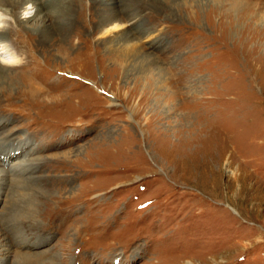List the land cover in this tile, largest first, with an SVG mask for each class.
Returning a JSON list of instances; mask_svg holds the SVG:
<instances>
[{
  "label": "rangeland",
  "instance_id": "obj_1",
  "mask_svg": "<svg viewBox=\"0 0 264 264\" xmlns=\"http://www.w3.org/2000/svg\"><path fill=\"white\" fill-rule=\"evenodd\" d=\"M78 1L17 11L49 28L0 99V264H264V0Z\"/></svg>",
  "mask_w": 264,
  "mask_h": 264
},
{
  "label": "bare ground",
  "instance_id": "obj_2",
  "mask_svg": "<svg viewBox=\"0 0 264 264\" xmlns=\"http://www.w3.org/2000/svg\"><path fill=\"white\" fill-rule=\"evenodd\" d=\"M46 0H0V56H10L12 55L10 52V47H12L11 43H9V39L8 36L9 35H16V41L15 43L18 44H24L23 50H20V53L18 54L21 59H19L18 57H15V60H13L12 62H6L0 59V99H2V102L5 101L4 99L7 100H11L12 99V91L10 92V88H15L17 91H19L21 88L18 85L17 80L19 78H25L29 83H30V87L31 89H29L31 92H37V91H42L41 87H39L38 84V79H40V75H41V71L40 69L37 67L36 64H38L37 62H35L33 55L35 53V46L33 43V38H35V35L38 34L40 31L44 32L46 30V28H49L48 25L44 24V23H37L33 26H25L24 23H26L24 20H21V18L18 15V10L23 8V4L24 3H29L31 2V4L33 5V8L35 9V15L33 17H35L40 11H41V6L43 5V3ZM60 0H51V2H54V5L57 4ZM63 3L65 2V0H62ZM76 1V0H74ZM79 5H82L81 1H78ZM85 2V1H84ZM93 2V1H92ZM62 3V4H63ZM96 3V2H95ZM99 3V2H98ZM102 5V4H101ZM84 6V5H83ZM94 6V5H93ZM74 8V7H73ZM85 8V7H84ZM98 8V6H97ZM61 10H57L55 11L57 14L62 13L63 15L60 16H66V14L69 16L68 12H70L72 14V12L70 10L67 9V7H65L64 5L60 7ZM79 9V8H78ZM81 9V7H80ZM89 9V8H88ZM104 9V8H103ZM55 10V9H54ZM86 10V9H85ZM64 11H66V13H64ZM102 11V10H101ZM116 12V11H115ZM9 14L11 15L13 18H15V21L20 24L21 28L19 32L14 31L13 29H11L10 26L6 27L4 26V22L1 19V15L3 14ZM81 14V13H80ZM84 14V13H83ZM119 14V13H118ZM79 15V13H78ZM115 15V13H114ZM117 15V14H116ZM59 16V15H58ZM67 16V17H68ZM71 16V15H70ZM80 16V15H79ZM74 17V16H73ZM83 17V16H82ZM116 17V16H115ZM76 18V17H75ZM79 18V17H77ZM66 19V18H65ZM69 19V18H68ZM67 19V20H68ZM81 20V19H80ZM77 21V20H76ZM69 22V21H68ZM73 22V21H72ZM80 22V21H79ZM71 23V20H70ZM76 23V22H75ZM82 23V22H81ZM58 24V23H57ZM56 24V26H57ZM62 24H69V23H63ZM107 24V23H106ZM59 25V24H58ZM54 26V25H53ZM69 26V25H68ZM55 27V26H54ZM59 27V26H58ZM57 27V28H58ZM63 27V26H62ZM115 27V26H114ZM51 28V27H50ZM74 28V27H73ZM110 28V27H109ZM108 28V31H109ZM66 29V28H65ZM106 30V29H105ZM105 33L106 34V32ZM117 30V29H116ZM69 31V30H68ZM111 31V30H110ZM58 32V31H56ZM61 33V31H60ZM76 34V33H75ZM37 37V35H36ZM38 39H42L44 40V37H40ZM68 40L67 38L63 41H60L59 44H62L63 47L67 46ZM14 49L15 45H13ZM17 58V59H16ZM42 65V64H41ZM44 79V78H43ZM21 82V81H20ZM47 82V81H46ZM23 83V82H22ZM24 84V83H23ZM32 85V86H31ZM23 88V87H22ZM23 90V89H22ZM25 91V95L29 94L30 91ZM15 91V90H14ZM21 94V93H20ZM23 95V93H22ZM37 95V94H36ZM19 96V95H18ZM31 96V95H30ZM20 97V96H19ZM27 97V96H25ZM16 100V99H15ZM18 100V99H17ZM17 103V102H16ZM21 103V102H20ZM13 104V103H12ZM19 104V103H18ZM17 106V105H16ZM6 107V106H5ZM15 107V106H14ZM3 108V107H2ZM5 109V108H4ZM11 109V108H10ZM20 109V108H19ZM2 110V109H1ZM6 112V111H5ZM42 121L40 120H36L35 124H38V126L42 125L40 124ZM44 123H46L47 125H53L54 123L52 122H47L45 121ZM49 123V124H48ZM43 126V125H42ZM18 151V150H17ZM5 154V149L1 150L0 153ZM13 170V168H12ZM27 171V170H26ZM22 173V171H20ZM6 171L5 170H0V186H2V184H4L7 180V177H5ZM30 183V182H29ZM1 191V190H0ZM24 193V192H23ZM25 195V194H24ZM13 196V195H12ZM15 196V195H14ZM13 196V197H14ZM17 196V195H16ZM22 198V195H20ZM29 196V195H28ZM28 196H23L26 199H28L29 202H32V200H35V202L37 201V196H34V198L30 199ZM18 197V196H17ZM1 198V197H0ZM18 198L14 197L12 200V213L13 215L16 216H20V218L24 219V223L28 226H33L35 225L33 216L37 211V206L36 204H32L29 205L30 208H27V206L25 205V203L21 206H19L18 204H21L23 201L21 199V203H17ZM30 199V200H29ZM47 200V199H46ZM27 201V202H28ZM26 202V201H24ZM28 202V203H29ZM89 202V201H88ZM33 203V202H32ZM31 204V203H30ZM71 204V203H70ZM71 207V206H70ZM73 207V206H72ZM67 210V209H66ZM10 211V209H9ZM41 211V210H40ZM11 212V211H10ZM69 212V211H68ZM50 217V216H49ZM12 219V218H11ZM19 220V218H16V220ZM21 219V220H23ZM31 219H33L31 222ZM14 220V218H13ZM15 220V221H16ZM17 220V221H18ZM12 221V220H11ZM19 222V221H18ZM38 223H36L35 226H37ZM12 228V227H11ZM24 228V227H23ZM22 229V228H20Z\"/></svg>",
  "mask_w": 264,
  "mask_h": 264
}]
</instances>
